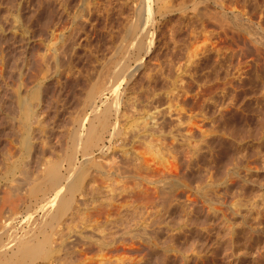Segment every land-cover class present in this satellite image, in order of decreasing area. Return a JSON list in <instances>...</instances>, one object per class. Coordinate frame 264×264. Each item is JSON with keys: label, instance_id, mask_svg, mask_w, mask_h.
I'll list each match as a JSON object with an SVG mask.
<instances>
[{"label": "rangeland", "instance_id": "1", "mask_svg": "<svg viewBox=\"0 0 264 264\" xmlns=\"http://www.w3.org/2000/svg\"><path fill=\"white\" fill-rule=\"evenodd\" d=\"M2 1L7 3L8 0L6 1L0 0V18H1V21H0L1 23L0 24L1 26L0 27V37H1L0 38L1 39L0 40V43H1L0 44V51H1L0 66L2 67V69L0 70V82L2 83V84L0 83V87H1L0 88L1 89L0 90V98H1L0 102H2V104L0 103V162H3L0 164V166H2L1 171L3 172L4 170L2 169L4 168L3 166L5 162L4 159L6 160L7 158L6 157L7 155L5 156L6 158L4 157V155L7 154V153L4 154V152H6L5 150H7L8 154L10 155L14 153L13 156H10V155L9 156L11 158H14L15 161L14 159L13 160L11 158L10 159L12 163L14 162L16 163L18 161V164H19V168L17 166L16 168L17 170L14 171L15 172L14 173L13 170L15 169L16 166L15 164L11 163L12 173L10 172L9 173L10 175L8 177L0 180V221L3 223L2 224L0 222L1 223L0 224V234L2 233L1 234L2 236L0 235V237L5 238L3 240L6 241V238L8 239L10 232L13 228L17 229L21 223L25 224V225L23 224L24 227L27 226L26 225L27 220H28L27 218L29 216L31 217L33 213H36L33 215L36 217V220H38L40 217L44 215V210H41L40 208H38L39 205L37 204V201H39L46 194H48L47 196L51 197V199H52V196L54 197L55 191L54 192L49 191L48 193L47 188L45 187L44 191H47V192H44V193L41 192L40 194L39 192H35L37 190V189L35 190V188L38 184L42 183V181L43 182L45 181L46 179L45 174H47L46 173L47 169H49L51 165H55L60 161L54 149L59 144L64 142L62 140L68 137V135L70 134L69 132H72L76 127V123L74 124V120H72L75 114H72V113H74V111L77 109L76 103L78 102L77 101L78 98H80L81 96L80 95L81 92L85 91L84 89H86L88 86V85L86 86V84H89V82L92 79V74H93L92 71L94 68L93 66H95L96 64L94 62L95 61L94 59L98 54L106 50L111 39L115 36L116 33H118L117 30L119 31V29L121 28L125 20L124 18H126L125 16H127L129 12L128 8H130L134 0H101V1L100 0H80L79 9L76 11V13L73 15L71 19L69 18L65 19L62 16V13H60L62 12L63 8L67 5V3L70 2V0H36V1L35 0H26V1L25 0H19V1L11 0L10 1L9 0L10 3L12 2L10 5H12L13 2L15 4L13 5L12 9L16 8L17 10V11L10 10V13L14 14L18 18L17 26L9 25L10 21L6 19L3 20L4 17H6L4 16L5 14L4 8L6 5L4 2L3 4ZM154 1L155 2L153 6V13L155 16V21L153 22L154 24L155 23L156 24H155V29H153V28H150L151 23L153 22L152 21L149 22V28L151 31L156 30V34H157L156 38L153 39L151 47L149 48L148 54L142 55L141 60H140L141 64H140V67L137 73H133V72L131 73L132 75H130V78L126 79L127 81L124 83L123 88H126L127 90V92L125 93V96L130 94L129 96H126V97H129V98L131 97V99L133 100L131 101L136 103L134 107V109L136 110L134 109L133 110L135 112L138 110L137 113L138 112L140 113L142 118L139 117L141 119H139L138 121L142 124V126L149 125L148 128H150V126L151 128L154 126L153 128L157 130V125H158L157 123H159L160 121L162 123H159L158 130L162 128L161 131H163L164 133H162L161 135H153L154 139L157 138L155 139L157 141L154 142V139H152L153 142L152 143L150 142L153 145L157 144L160 138V142L156 145L157 148L154 147L157 150L156 149L152 150L150 148L149 142L144 141L142 143L141 142L143 141L142 139L135 140L137 143L139 142L140 143L137 144L134 142L133 146L129 144L131 141H126L129 144L128 147H125V148L121 147V142H120L121 140L119 138H117V140L113 138L114 135L113 137L110 136L111 135L110 132L114 130L112 126L110 127V131L106 132L107 136L106 134H104L103 142H100L101 148L102 146L104 148V153H101L98 148L93 149L94 159L96 160L98 165L107 166L108 162H110V164L112 163L111 167H109V170L112 173L113 167H116V168L122 167V166L125 167L126 165L125 159L127 160V158L130 159L136 156L137 157L139 156L141 158V156L143 157V155L144 156L146 155L145 158L147 160L145 159V161L147 162L148 165L151 163L148 166L149 172H147L148 171L147 170L145 171V173L142 174V172L137 171V174L141 173L143 177H147V180H143L140 174L139 175L136 174V170L138 169L136 170L133 169L137 177L134 176L135 175L134 173H132L134 175L127 174L126 178L124 176H121V177L115 176L114 181H112L113 178L108 181H106V179L103 180L102 175L97 172H96V175H97L96 177L95 169L91 170L92 173L94 171L93 177L95 176V178L97 179L101 177V180L98 179L100 183L96 179L97 180L96 182H98V184H101V181L102 182L104 181V183L106 181V184L102 183V185L103 186L105 185L106 187L105 190L107 188L110 189V190L108 189L106 190L107 193L108 191L115 193L112 195L115 196V201H116L115 205L117 206V207L115 206V208H118L115 210L116 211L115 212V222L117 220L118 222H116L115 224V229L117 230H114L115 231V241H116L115 248L113 249L111 248V250H114V251L116 250V251L114 252L111 250H106L107 252L106 253L104 252L105 253L104 256H106V254L109 252V254H107V258L105 257L103 258V253L102 255H100V257H96L99 255L96 252H95L96 254L92 255L94 251L91 253H87L85 255L86 258H82V256L84 255L77 258L74 255H78V253L76 254V252L74 253V251L80 250V247H78V245L80 246L81 243L79 244L78 242L75 241L76 243H78V245H76L78 249L76 248V250L74 249L73 251H71V253L73 252L74 255L71 254L67 256L71 260L67 258L66 256L64 257V258H67V261H64V264H85V261L87 262L89 261L90 263L89 262L88 263L91 264L90 260H93L92 262H94V264H97L98 262L99 264H101L102 262L104 264H108V262H110L109 264L111 263L121 264L125 262H126L125 264H138V263L139 264H228V262L225 263V258L223 255L224 253H223V250H221L222 244L221 242H217L218 241L217 238H219V236L217 235L210 236V233L205 231L207 230L206 228L209 225L207 224L209 222L208 220L210 218L213 219V221L215 220L214 218H212L213 211L216 209L220 210V212L217 215L219 220H221L223 217L224 218L228 217V219L232 217L233 218L236 217L235 220L237 219V223H239L238 225H240L239 227H242L244 229V233H247V228H249V225L252 223V221H250L251 218L250 216H248L247 212H249V210L256 211V208H253L254 205H260V207L263 206L262 209L264 208V204H263L264 203V93H263L264 92V46H263L264 39L261 40L260 38V41L257 40L258 42H256L255 40L258 39L257 34H256L257 38L256 37L254 38L255 32H258V33L262 32L261 35L264 36V0H262L263 3H261L260 9L255 7L258 10L254 9V6H253V4L256 6V3L254 2L251 3L252 8L250 6L249 11H248V12L253 11L252 14L249 13V16L251 14L250 19H252L250 20V22L246 21V19L245 20L242 19V18H247V16L244 15L245 13L242 12V11L247 12L246 8L243 7L242 0H241L242 2H237L238 0L237 1L235 0L236 3L234 2V0L232 1L225 0L224 5L226 9H223V10L220 6H217L213 0H208V1L206 0H162L161 5L163 6L165 5V7L162 6V10L158 9L159 7L158 5H156L157 2L156 0ZM199 2L200 3L203 2L202 3L203 5L202 4L199 5L200 4ZM227 2L229 3V5ZM106 5H109V6H107L108 8L104 9ZM25 6H27V8ZM200 7L203 8V11L205 13L206 11L208 13L207 15L209 17V20L207 21V23H209L211 17L213 19L211 18L210 24L207 26L208 28L206 27V29L204 30L205 32L203 31L205 34L202 33V35L197 41H193L195 45H193L192 43L193 47L192 46L189 47V50L193 49L192 53H189L191 51H188V53H186L185 59L181 60V62L179 63L177 62L175 65L174 64L171 65L169 62L170 61L169 59L171 58L172 52L171 53L169 52L170 50L173 51V49L176 48L174 47L175 44L177 45L180 44L183 46L188 44V41H190V36H189L190 32L195 24V15L197 14V10ZM100 9L101 10L104 9L102 10V13L103 11L105 12L104 15L101 13ZM211 10L213 11L211 12ZM8 11L9 10H6V13ZM97 11L98 12L100 11V13H97ZM159 11L161 12V14ZM219 11H220V15L223 14L226 16V17L224 16L226 19L222 17L223 15L222 16L219 15L220 17L217 15ZM213 12H216L217 14L216 13L213 14ZM95 13L99 16L98 21L100 22V24L102 23L101 25L99 24L100 29L98 28L99 30H96L97 33L94 31L92 24H90L89 22L90 21L89 19L92 15L94 18L96 17ZM225 13L228 15V17ZM24 15L26 19L25 17H23ZM28 15L30 18L28 17ZM235 16L240 17L242 19L241 21H245V25L251 24L250 26L251 28L254 29L255 32L253 31L251 36L248 33H246L247 34L246 35L242 31V28H241V25H242L241 23H244V22L235 24V22L237 21V19H235ZM102 17H103V20H102ZM107 17L109 19H107ZM218 18L220 19L223 18L221 19L223 21L219 19V21H221L219 23ZM5 23H7L8 26ZM221 24L223 25L221 26ZM228 24L230 25V27ZM25 25L26 27L24 28ZM10 26L12 27L10 28ZM18 27L21 28V30ZM30 27H31V30L29 29ZM225 28L227 29L226 31H225ZM15 29L16 30L18 29L19 32L14 31ZM224 31L227 33V35H224L225 34ZM51 32H54V34L57 37L55 46H59L60 43L64 44V41H65L67 42L65 43L66 46L68 44L71 50L75 49L74 51L77 52V55L75 54L74 51L70 52L69 51L70 48H68L67 46V48L69 49L68 54L66 51L65 55H63L65 57L67 54V57H65L67 60L72 59V66H71L72 74L71 75L69 74V77H67L68 75L66 73H64V75L62 73L59 74L60 72H63L62 70H64V68L62 69V67L61 69L58 70V73L56 72L55 68H46L48 69V71L44 70L45 73L42 72L38 74L37 72L39 70V67L45 65L46 63L48 64L49 60L51 61L50 63L54 64V60L52 59L55 54L54 51L53 50L47 51V45H48L47 39L49 35L51 34ZM87 32L89 33L87 34ZM10 34H11V37H10ZM46 34L47 36H45ZM86 34L89 35L90 37L89 40H87V37H85ZM218 34L220 35V38H216L218 37ZM19 36H21L20 37L21 39L19 38ZM211 36L212 37L216 36V37L212 38ZM2 37L4 40H6V43L5 41L3 42ZM170 37L172 39H170ZM44 38H46V41ZM210 38H212L214 41L216 40V43L214 42V45H212V48L215 46L214 48L222 50L221 52L222 54L224 52L223 54L224 56L227 53V51H225L227 49H229L228 53H231L230 54L231 56L233 54L232 57L230 56L231 58H228L229 56L226 58L227 60L230 59L228 60L229 62H227L226 59H223V61L220 62L221 64H219L220 57H217L215 50H212L210 52L207 50L208 52L204 53V50L206 49V47L205 49H202V48H204L205 44L206 46L208 45V43H205V42L208 41V39ZM185 39L187 40V42H185L186 41ZM212 39L211 41H213ZM86 40L88 43L85 42ZM261 42L263 44H261ZM72 43L75 45H73ZM209 48L211 47H208V49ZM201 49L204 54L202 53ZM260 49H262L263 51L261 50L259 53ZM165 51L166 52L169 51V52L166 53ZM69 53H72L74 56L72 54H70L69 56ZM6 54H7V58H5ZM189 55H191L192 57H190ZM30 56L32 57V59ZM47 56H49L51 59ZM187 56L190 57V59H188ZM33 57L35 59H33ZM200 57L202 58L203 61L201 60V62H197L198 60L201 59ZM19 60H21V62ZM45 60H46V63H45ZM32 61L34 65L32 64ZM187 61H190V62H187ZM195 61L196 63H194ZM186 63H188L187 64L188 66H186ZM198 63L199 64L201 63L200 66ZM242 63H245V64H242ZM196 64L198 65L199 68L197 67ZM240 64H242V66H240V68L242 67V70L248 72V69H249L250 72L246 73V76L244 74L243 77L240 76V78H238L239 74L236 68L237 66L239 67ZM35 66L38 69H36ZM171 66H172V69H171ZM179 66L180 67L183 66L182 69H180V71H179ZM5 67H6V70H5ZM8 67H9V70H7ZM165 67L169 68L168 69L169 71L167 70V68L165 70ZM12 68L13 69L15 68L16 70H13ZM28 69L31 71H29ZM226 69L229 71L228 73L225 71ZM2 70L4 73L2 72ZM11 72L14 74H12ZM18 73H20V75ZM169 73L170 75H168ZM229 74H232V75L230 76ZM15 75H18V76L15 77ZM182 77H183V80L181 79ZM175 78L179 80L178 82L179 84L177 83V80ZM175 80H176L177 85L175 83ZM21 81H23V83ZM173 81L178 89H181L182 87H184L180 90L182 91V93L176 88L177 90L175 89L173 91L174 92L173 94H175L176 91L180 92L178 93L179 98L176 94L174 96H177V98L176 97L171 98L170 95H169L170 98H166L165 95L167 91H165L166 90L165 88L167 85L170 84V83L167 84L166 82L173 83ZM16 85L17 87L15 88ZM18 85L24 86V87L23 86L21 87L20 96L22 98V101L26 103L27 106L29 105L30 108L32 107L31 111L33 113L31 114V116L35 115L31 117V120L28 122L29 124L27 123V134L30 135V137L28 140V147L26 150H21L17 147L18 146L17 144H10L8 142L11 140V138L9 137L10 136L9 132L11 133L9 126H11L13 123H16L19 118L24 117V112L22 113L19 106L18 105L16 106L17 102H16V99H14L15 98L14 95L16 94L15 93L11 94L12 92L18 89L19 87ZM163 85H166V86H163ZM154 87H156V89H154ZM160 87H162V89ZM163 87H164V90H163ZM123 88H122V91H123ZM150 90H152L151 91L152 94L149 92ZM154 90H156V92ZM153 91L155 92L154 94H153ZM34 92L39 93V96H37V98L38 97L39 98L38 99L36 98L38 101L34 99L35 97ZM179 94L182 95V97ZM137 95H138V98H137ZM159 95H160V98L162 97L163 98L165 97V98L164 99L162 98L163 99L162 100L159 98ZM110 96L111 95L108 94L107 99H111L112 97ZM156 97L159 98L160 100L157 101ZM133 98L134 99L136 98V99L134 100ZM184 98H187V99L185 100ZM210 98L212 99L210 100ZM179 99H181L180 100L181 102L179 101ZM182 100L185 103L182 102ZM171 101L174 102L175 104L173 105ZM148 103L149 104L151 103V104L149 105ZM167 103L169 104L167 105ZM24 106L26 105L24 104ZM175 114H177L179 117ZM36 119L41 122V126L43 125L42 127L39 124L40 122L37 121ZM151 119H154L153 121L155 122H153ZM145 120H148V121H145ZM35 121H37L38 124L37 122L35 124ZM189 131H190V133H188L189 135L187 134L186 136L185 135L186 132H189ZM182 132H184L182 134L183 136L181 135ZM178 135H181L179 139L178 140L174 139L175 138L174 136H178ZM191 136L194 138H192ZM125 137L123 136V138ZM181 137H182L181 140L185 139V141H180ZM186 137H188V139ZM163 142L167 143L168 145L167 147L169 148L166 147L165 149L166 145H164ZM117 144H120V145H117ZM170 144L171 146H169ZM132 147L134 149H132ZM7 148L8 149L10 148V149L8 150ZM27 151L29 153L28 157L29 156L30 157L24 158L25 155L27 156V153H26ZM124 151H126L128 154L126 155ZM19 152L20 154H18ZM18 156L20 158H18L16 161V158ZM129 156H132V157H129ZM174 157L176 158L173 159ZM25 159H27L29 163H27L26 162L27 160ZM142 159L144 160V157ZM148 160L151 162H149ZM122 161L125 163V165L122 164L123 163ZM24 162H26L28 165L25 164ZM22 163H24L23 165L26 166V167L24 166L26 169L25 168L23 169L26 170L27 175H25L24 172H22L23 171L22 166H21ZM41 163L43 164L44 167L42 166ZM30 164L31 166H29ZM37 165H39V167ZM63 165H64V168L62 170L65 172V169L68 166L65 165V163H63ZM80 165L81 164H79V167L81 168ZM158 165H159V168H158ZM45 166L46 167L48 166V168L46 169ZM80 168H78V170ZM128 168H131V167L128 166ZM18 169H20V172ZM42 170H43V173H42ZM43 176L44 178H42ZM15 180H16V183H15ZM39 180L41 182H38ZM17 181L19 183H22V182L23 183L19 184ZM36 182L38 183L36 184ZM18 185L19 186L21 185V186L18 187ZM33 185L35 186L34 189H33L34 187ZM30 191H33V192L30 193ZM132 193H135V194H132ZM31 194H34V195L31 196ZM77 194L78 193L75 194V197L76 199L77 198L79 199L80 194L78 195ZM36 195L39 196L38 199H36L37 198ZM108 195L110 196L111 194L108 193ZM141 195H145V196H141ZM33 200L35 201V204H33L34 203ZM258 200H259V203H257ZM127 201L129 203H127ZM59 202L60 201L57 202L58 206L60 205ZM261 204L263 205L261 206ZM54 207L56 206L54 205L53 200H51L48 206L49 208L48 210H53L54 213H57V210L55 211ZM235 210L238 212H236ZM29 211H30V214H29ZM261 211L262 213L264 212L263 210ZM118 212H120V215ZM143 212L144 214L142 215ZM245 216L247 217L248 220L246 219ZM25 217L26 219H24ZM39 220L38 222L39 224H41L42 222L41 218ZM9 222L12 226L9 224ZM216 222H217L216 224H218L219 221H216ZM14 223L16 224V226ZM117 224L119 226H117ZM38 225L36 226L33 225V227L30 229V232L32 230H34L36 233L39 232L38 234L41 237L42 233H40ZM129 226L131 228H129ZM5 228H6V232L4 231ZM7 228L9 229L8 231H7ZM197 229H203V232L199 233V230ZM34 231L32 232V234L39 236ZM108 232L106 230L105 233H108ZM4 233H7V234L5 235ZM50 233L52 234V231L47 230L45 233H43L42 239L44 236L45 237L50 236ZM3 235H5L6 237ZM71 239L75 240V236L74 237L72 236ZM262 240L263 241L261 245L263 247L264 246L263 245L264 236ZM77 241H79V238L77 239ZM200 245H202L201 246L202 248L201 256L202 257L200 258V259L203 258L202 260L198 258L197 250H196L199 248ZM215 248H218L219 251L215 250ZM9 249L5 247V250L8 251L7 256H9V253L11 252ZM212 249L215 250V253H213L215 254L214 255L215 260L213 259L214 256L212 252L214 250L212 251ZM216 252L219 255H217ZM89 254L91 255L89 256ZM80 259H83L81 260L82 262L80 261ZM102 259L103 261H101ZM111 259L112 260L114 259L115 263L113 262L114 260L111 261ZM68 260L70 261V263H67L69 262ZM5 264H10V262H7ZM35 264H38V262H35ZM41 264H46V263H41ZM242 264H255L253 255L250 254L246 258H242Z\"/></svg>", "mask_w": 264, "mask_h": 264}, {"label": "bare ground", "instance_id": "2", "mask_svg": "<svg viewBox=\"0 0 264 264\" xmlns=\"http://www.w3.org/2000/svg\"><path fill=\"white\" fill-rule=\"evenodd\" d=\"M6 1V0H5ZM11 1V0H10ZM10 1L8 0L7 3H5L4 1H2V3L4 2L5 3V14L4 16V19L3 20H8L10 21V24L9 25H13V26H17V21H18V18L10 13V10L12 11H15L16 8L12 9L13 8V4L10 5ZM19 1V0H18ZM26 1V0H25ZM36 1V0H35ZM101 1V0H100ZM161 1L162 0H156L157 4L158 5V9L159 10H162V6L161 5ZM208 1V0H206ZM205 1V3H206ZM214 3L217 5V6H220L223 9H226L225 5H224V1L225 0H213ZM212 1V3H213ZM232 1V0H231ZM237 1V0H236ZM236 1L234 0V2L236 3ZM243 1V7L246 8L247 12L245 11H242L243 13H245L244 15L247 16V18H242L240 15V17L248 22H250V19L251 17V14H252V9L251 11L252 12H248L249 11V8L251 6L252 8V5L251 3H256V6L253 4L254 6V9L256 8H259L260 9V6H261V3L262 0H242ZM241 0L237 1V2H242ZM31 2V1H29ZM34 2V1H33ZM154 0H134V2L131 4L130 8L129 9V12L127 14V16H125L126 18H124V22L121 26V28L119 29V31L117 30L118 33L115 34V36L111 39L108 47L106 48V50H104V52H101L100 54H98L96 57H95V66H93V74H92V79L91 81L89 82V84H86L87 88L84 89L85 91H82L81 92V96L80 98H78V102L76 103L77 104V109L74 111V113L72 114H75L72 118V120H74V124L76 123V127L75 129L72 131V132H69L70 134L68 135V137L64 138L62 141L61 144H59L57 147H55L54 151L56 152V154L58 155V158L60 159V161L55 164V165H48L50 166L49 169L48 166L46 167L47 169V174H45V181L40 184H38L35 188V186L33 187V189L35 188V192H39L41 194L44 193V192H47L49 193V191H55L54 192V197L52 196V199L51 197L47 196L48 194L44 195L39 201H37V204L39 205L38 208H40L41 210H44V215L41 218L42 222L41 224H39L38 220H36V217L33 216L34 214L36 213H33L31 215V217L29 216L27 219V226H23V224L19 223L20 225L18 226V231L17 229L13 228L10 232V235L8 237V239L6 238V241H4L3 239L5 238H1L0 237V264H5L7 262H10V264H35V262H38V264H41V263H46V264H64V261H67V257L68 255H71L73 254V252L71 253V251H73L74 249L76 250V248L78 249V247H80V250H77V251H74V253L76 252V254L78 253V255H74L75 257H81L82 255H86L87 253H91L94 251L93 254H96L98 253L96 257H100V255H102L103 253V258H107V254H109V252L106 254V256H104V254L107 252L106 250H111V248H115V231L114 230H117L115 229V224L116 222H118V220L115 222V210L118 209V208H115V196L112 195V194H115V193H112L111 191L108 193H110L111 195L109 196L108 193H107V189L105 190V185L103 186V184H106V181L108 180H111L113 178L112 181H114L115 179V176H124L125 178L127 177V174L130 175L132 173L135 174V172L133 171L136 170V174H137V171L139 172H142L145 173V171H147L149 169V165L151 164H147V162L145 161V156L143 155L144 157V160L142 159L143 157L141 156V158L138 156L136 157H133V158H130L127 160L125 159V163L127 165H125V163L123 162L122 164L125 165V167H113L112 169V173L110 172L109 170V167H111V164L110 162H108L107 166H102V165H98V163L96 162V160L94 159V155H93V149L95 148H98L99 151L101 153H104V148L102 146H100V142H103V138H104V134H106L107 136V133L106 132H109L110 131V127L112 126L113 127V131L110 132V136L114 137L116 140L117 138H119L121 141V147L125 148V147H128L129 144H131L132 146L134 145V142L137 143L135 140H143L141 141L142 143L144 141L146 142H153L152 139H154V136L153 135H161L162 133H164L163 131H161L162 128H160L158 130V125L159 123H162L160 122L159 120V123H156L158 124L157 125V130L155 128H148L149 125H145V126H142V124L138 121L139 119H141V115L140 113L138 114L137 111L135 112L134 110V107H135V104L134 102H132L133 100L131 99V97H126V96H129V95H126L125 96V93L127 92L126 88H123V85L124 83L127 81L126 79L127 78H130V75H132L131 73H137L139 67H140V60H141V57L143 54H148V51H149V48L151 47V44H152V41L153 39L156 38V30H153L151 31L150 28H153L155 29V24L153 21H155V16H154V13H153V6H154ZM167 2V1H166ZM230 2V1H229ZM3 3V4H4ZM200 3V2H199ZM197 3V4H199ZM203 3V2H202ZM202 3H200L199 5H201ZM228 3V2H227ZM35 4V3H34ZM101 4V3H100ZM10 5V6H9ZM26 5V4H25ZM38 5V4H37ZM36 5V6H37ZM41 5V4H40ZM65 5V4H64ZM155 5V6H156ZM168 5V4H167ZM203 5V4H202ZM205 5V4H204ZM213 5V4H212ZM229 5V3H228ZM227 5V6H228ZM4 6V5H3ZM2 6V7H3ZM79 6H80V0H70V2L67 3V5L63 8L62 12V16L65 18V19H71L73 17V15L76 13V11L79 9ZM107 6L109 5H106L104 7V9L108 8ZM111 6V5H110ZM16 7V6H14ZM27 8V6H25ZM101 7V6H100ZM102 7V8H103ZM165 7V5L163 6ZM171 7V6H169ZM202 7V6H201ZM199 8L197 10V14L195 15V24L190 32V41H188V44H186L185 46L183 45H177L175 44L174 47H176L175 49H173V51L170 50L167 51L169 53H171V58L169 59L170 61V64L171 65H175L177 62H181V60L185 59V56H186V53H188V51H191L189 53H192V50H189V47L192 46V43L193 45L194 42L193 41H197L200 36L202 35V33H204L206 27L210 24V21H211V18H210V21L209 23H207V21L209 20V17H208V13L206 11V13L203 11V8ZM205 7V6H204ZM207 7V5H206ZM205 7V8H206ZM232 7V6H231ZM256 7V8H255ZM111 8V7H109ZM167 8V7H166ZM93 9V7H92ZM98 9V8H97ZM102 9V10H104ZM155 9V8H154ZM165 9V8H164ZM173 9V7H172ZM208 9V8H207ZM211 9V8H210ZM229 9V8H228ZM243 9V8H242ZM6 10H9L7 13H6ZM101 10V9H100ZM102 10H101V13H102ZM109 10V9H108ZM107 10V11H108ZM168 10V9H167ZM205 10V9H204ZM214 10V9H213ZM211 10V12L213 11ZM240 10V9H239ZM258 10V9H256ZM17 11V10H16ZM26 11V10H25ZM113 11V10H112ZM217 11V10H216ZM255 11V10H254ZM262 11V10H261ZM3 12V10H2ZM19 12V11H18ZM160 12V11H159ZM218 12V11H217ZM223 12V11H222ZM241 12V13H242ZM29 13V12H28ZM97 13H100V11ZM104 11H103V15H104ZM109 13V12H108ZM107 13V14H108ZM216 13V12H213V14ZM224 13V12H223ZM242 13V14H243ZM249 13L250 16H249ZM257 13V12H256ZM35 14V13H34ZM80 14V13H79ZM91 14V13H90ZM96 14V13H95ZM161 14V12H160ZM210 14V12H209ZM217 14V13H216ZM226 14V13H225ZM33 15V14H32ZM78 15V14H77ZM100 15V14H99ZM218 16L220 15V11L219 13L217 14ZM223 15V14H222ZM220 15V16H222ZM227 15V14H226ZM90 16V15H89ZM95 16V15H94ZM102 16V15H101ZM213 16V15H212ZM217 16V17H218ZM219 16V17H220ZM225 15H223L222 17H224ZM253 16V15H252ZM25 17V15L23 16ZM29 17V15H28ZM86 17V16H85ZM226 17V16H225ZM224 17V18H225ZM228 17V15H227ZM240 17H237L235 16V19H237V21L235 22L236 23H240V22H244V23H241V28H242V31L246 34H252V32L254 31L253 28H251V24L249 25H245V21H241L242 19ZM244 17V16H243ZM30 18V17H29ZM98 18L99 16L96 14V17L94 18L93 15L90 17V24H92L93 26V29L94 31L96 32V30H99V24L100 22L98 21ZM233 18V17H232ZM253 18V17H252ZM22 19V18H21ZM26 19V17H25ZM101 19V17H100ZM105 19V18H104ZM107 19H109L107 17ZM213 19V18H212ZM216 19V18H215ZM220 18H218V21H219ZM223 19V18H221ZM220 19V20H221ZM226 19V18H225ZM224 19V21H225ZM30 20V19H29ZM102 20H103V17H102ZM231 20V19H230ZM229 20V21H230ZM0 21H1V18H0ZM23 21V20H22ZM27 21V20H26ZM36 21V20H35ZM65 21V20H64ZM72 21V20H71ZM111 21V20H110ZM153 22L151 23V26L149 28V22ZM217 21V23H218ZM223 21V20H221ZM219 21V23L221 22ZM228 21V20H227ZM259 21V20H258ZM262 21V20H261ZM5 22V21H4ZM3 22V23H4ZM7 22V21H6ZM30 22V21H29ZM86 22V21H85ZM99 22V23H98ZM159 22V21H158ZM8 23V22H7ZM5 23V24H7ZM23 23V22H22ZM26 23V22H25ZM24 23V24H25ZM98 23V24H97ZM253 23V22H252ZM1 24V23H0ZM20 24V23H18ZM23 24V25H24ZM29 24V23H28ZM82 24V23H81ZM102 24V23H101ZM100 24V25H101ZM106 24V22H105ZM104 24V25H105ZM181 24V23H180ZM213 24V22H212ZM216 24V23H215ZM227 24V23H226ZM27 25V24H26ZM26 25L24 26V28L26 27ZM223 24H221L222 26ZM225 25V24H224ZM229 25V24H228ZM3 26V25H2ZM5 26V25H4ZM8 26V24H7ZM19 26V25H18ZM57 26V24H56ZM91 26V28H92ZM119 26V27H120ZM213 26V25H212ZM226 26V25H225ZM1 27V26H0ZM12 26H10L11 28ZM103 27V25H102ZM230 27V25H229ZM233 27V26H232ZM235 27V26H234ZM238 27V26H237ZM240 27V25H239ZM9 28V27H8ZM19 28V27H18ZM23 28V30H24ZM99 28V29H98ZM160 28V27H159ZM173 28V26H172ZM208 28V27H207ZM212 28V27H210ZM217 28V26H216ZM223 28V27H222ZM255 28V27H254ZM7 29V28H6ZM21 30V28H19ZM31 30V27L29 28ZM233 29V28H232ZM13 30V29H12ZM22 30V32H23ZM90 30V29H89ZM160 30V29H159ZM178 30V29H177ZM208 30V29H207ZM215 30V29H214ZM217 30V29H216ZM219 30V29H218ZM227 29L225 28V31ZM256 30V29H255ZM14 31H18L19 30L15 29ZM33 31V30H32ZM175 31V30H174ZM204 31V32H203ZM224 31V35H227V33ZM21 32V31H20ZM55 32V31H54ZM54 32H51V34L49 35L48 39H47V42H48V45H47V51H54V56H53V60H54V64L53 63H50L51 61L49 60V63L47 64L46 63V60H45V65L43 66H40L39 67V70L37 71L38 74L44 72L48 69L46 68H55L56 72L58 73V70L64 68V70H62L63 72H60L59 74H63L66 73L69 77V74L71 75L72 74V59H66L65 57H67V54H68V48H70L68 46H66L65 42L64 41V44L60 43L59 46H55V43L57 41V37L56 35L54 34ZM57 32V31H56ZM72 32V31H71ZM173 32V31H172ZM228 32V31H227ZM255 32V31H254ZM89 32H87L88 34ZM97 33V32H96ZM207 33V32H206ZM222 33V32H221ZM232 33V31H231ZM262 32H255V36L254 38L256 37V34L258 35V39H254L256 42H258L257 40L260 41V38L261 40L264 39V36L261 35ZM14 34V33H13ZM28 34V32H27ZM71 34V33H70ZM69 34V35H70ZM85 37H87V40L90 39L89 35H87ZM205 34V33H204ZM203 34V35H204ZM208 34V33H207ZM3 35V34H2ZM1 35V36H2ZM41 35V34H40ZM80 35V34H79ZM91 35V34H90ZM163 35V34H162ZM166 35V34H165ZM215 35V34H214ZM217 35V34H216ZM247 35V34H246ZM47 36V34L45 35ZM44 36V37H45ZM84 36V35H83ZM95 36V35H94ZM206 36V35H205ZM209 36V35H207ZM213 36V34H212ZM211 36V37H212ZM260 36V37H259ZM10 37H11V34H10ZM9 37V38H10ZM21 36H19L20 38ZM69 37V36H68ZM216 37V36H215ZM215 37H212V38H215ZM1 38V37H0ZM18 38V39H19ZM83 38V37H82ZM208 38V37H207ZM212 38L208 39V41H206L205 43H208V47H211L208 49V47L204 46V48L202 49H206L204 50V53L205 52H210L212 50H215L216 51V54H217V57H220V60H219V64H221L220 62L223 61V59H226L228 56V58H231L233 56L230 55L231 53H228V50H225L227 51L226 55L224 56V52L222 54V50H219V49H216V48H212V45H214V42L216 43V40L214 41ZM216 38H220V35L218 34V37ZM222 38V37H221ZM235 38V37H234ZM257 38V37H256ZM3 39V37H2ZM11 39V38H10ZM21 39V38H20ZM45 41H46V38H44ZM75 39V38H74ZM160 39V38H159ZM170 39H172L170 37ZM211 39L213 41H211ZM226 39V38H225ZM224 39V40H225ZM232 39V38H231ZM251 39V38H250ZM253 39V38H252ZM1 40V39H0ZM87 40L85 42H87ZM186 40V39H185ZM220 40V39H219ZM5 41L6 43V40L3 39V42ZM17 41V40H16ZM24 41V40H23ZM20 42V41H19ZM18 42V43H19ZM27 42V41H26ZM76 42V41H75ZM90 42V41H89ZM187 42V40L185 41ZM218 42V41H217ZM228 42V41H226ZM22 43V42H21ZM42 43V42H41ZM78 43V42H77ZM88 43V42H87ZM86 43V44H87ZM264 43V42H263ZM261 42V44H263ZM1 44V43H0ZM25 44V43H24ZM73 44V43H72ZM182 44V43H181ZM40 45V44H39ZM42 45V44H41ZM54 45V46H53ZM70 45V44H69ZM75 45V44H73ZM81 45V44H80ZM88 45V44H87ZM177 45V46H176ZM66 46V47H65ZM72 46V45H71ZM218 46V45H217ZM226 46V45H225ZM264 46V45H263ZM159 47V46H158ZM167 47V46H165ZM193 47V46H192ZM7 48V47H6ZM24 48V47H23ZM46 48V47H44ZM173 48V47H172ZM171 48V49H172ZM195 48V47H194ZM224 48V47H223ZM230 48V47H228ZM5 49V48H4ZM67 49V50H66ZM77 49V48H76ZM201 49V51H202ZM240 49V48H239ZM242 49V48H241ZM7 50V49H6ZM42 50V49H41ZM75 49L71 50L70 48V52L71 51H74ZM169 50V49H168ZM196 50V49H195ZM208 50V51H207ZM219 50V51H218ZM262 49L259 50V53ZM46 51V50H45ZM67 51V54L66 56L64 57L63 55H65ZM158 51V50H157ZM263 51V50H262ZM5 52V50H4ZM26 52V51H25ZM43 52V51H42ZM75 52V51H74ZM73 52V54H74ZM166 52V51H165ZM166 52V53H167ZM195 52V51H194ZM232 52V50H231ZM7 53V51H6ZM40 53V51H39ZM165 53V54H166ZM168 53V54H169ZM203 53V51H202ZM203 53V54H204ZM212 53V52H211ZM210 53V54H211ZM0 54H1V51H0ZM22 54V53H21ZM47 54V53H46ZM70 54L72 53H69V56ZM72 54V55H73ZM75 54L77 55V52H75ZM150 54V53H149ZM160 54V53H159ZM201 54V53H200ZM262 54V53H261ZM75 55V56H76ZM153 55V54H152ZM164 55V54H163ZM192 55V54H191ZM191 55H189L190 57H192ZM9 56V55H8ZM41 56V55H40ZM52 56V55H51ZM68 56V58H69ZM74 56V55H73ZM170 56V55H169ZM231 56V57H230ZM261 56V55H260ZM263 56V55H262ZM24 57V56H23ZM22 57V58H23ZM31 57V56H30ZM49 57V56H47ZM72 57V56H71ZM155 57V56H154ZM164 57V56H163ZM188 57V56H187ZM190 57H188V59H190ZM257 57V56H256ZM4 58V57H3ZM7 58V54H6V57ZM50 58V57H49ZM167 58V57H166ZM201 58V57H200ZM205 58V57H203ZM32 59V57H31ZM33 59H35L33 57ZM51 59V58H50ZM143 59V58H142ZM158 59V58H157ZM193 59V58H192ZM209 59V58H207ZM238 59V58H237ZM1 60V59H0ZM8 60V59H7ZM30 60V59H29ZM38 60V59H37ZM159 60V59H158ZM161 60V59H160ZM187 60V59H186ZM196 60V59H195ZM198 60V59H197ZM202 58L200 60H198L197 62H201ZM205 60V59H204ZM227 60V59H226ZM230 60V59H228ZM227 60V62H229ZM4 61V60H3ZM9 61V60H8ZM21 62V60H19ZM42 61V59H41ZM48 61V60H47ZM203 61V60H202ZM1 62V61H0ZM5 62V61H4ZM3 62V63H4ZM38 62V61H37ZM53 62V61H52ZM187 62H190V61H187ZM256 62V61H255ZM262 62V61H261ZM36 63V62H35ZM168 63V62H167ZM183 63V62H182ZM196 63V61L194 62ZM207 63V62H206ZM241 63V62H240ZM257 63V62H256ZM32 64L34 65L33 61H32ZM188 63H186V66ZM193 64V63H192ZM199 64V63H198ZM201 64V63H200ZM199 64V66H200ZM203 64V63H202ZM229 64V63H227ZM242 64H245V63H242ZM242 64L239 65V67L237 66V71H238V74H239V77L240 76H246V73L250 72L249 69H248V72L247 71H244L242 70V67L240 68V66H242ZM254 64V63H253ZM6 65V63H5ZM12 65V64H11ZM16 65V63H15ZM30 65V63H29ZM28 65V67H29ZM39 65V64H37ZM180 65V64H179ZM197 65V64H196ZM216 65V64H215ZM225 65V64H224ZM231 65V64H230ZM261 65V64H260ZM3 66V65H2ZM22 66V65H20ZM208 66V65H207ZM210 66V65H209ZM246 66V65H245ZM253 66V65H252ZM7 67V66H6ZM6 67H5V70H6ZM14 67V66H13ZM25 67V66H24ZM33 67V66H32ZM169 67V66H168ZM183 66H179V71L180 69H182ZM198 67V65H197ZM196 67V68H197ZM211 67V66H210ZM249 67V66H247ZM18 68V67H16ZM36 68V66H35ZM161 68V67H160ZM167 67H165V70H166ZM174 68V67H173ZM177 68V67H175ZM199 68V67H198ZM228 68V66H227ZM260 68V67H259ZM258 68V69H259ZM2 69V67L0 66V70ZM13 69V68H12ZM38 69V68H36ZM145 69V68H144ZM151 69V68H150ZM164 69V68H163ZM169 68H167L168 70ZM171 69H172V66H171ZM188 69V68H187ZM201 69V68H200ZM234 69V68H233ZM244 69V67H243ZM9 70V67L8 69ZM13 70H16L15 68ZM29 70V69H28ZM45 70V71H44ZM51 70V69H50ZM174 70V69H173ZM198 70V69H197ZM218 70V69H217ZM31 71V70H29ZM54 71V70H53ZM169 71V70H168ZM172 71V70H170ZM189 71V70H188ZM195 71V70H194ZM219 71V70H218ZM227 73L229 72L227 69L225 70ZM236 71V70H235ZM257 71V70H256ZM259 71V70H258ZM3 72V70H2ZM14 72V71H12ZM11 72V73H12ZM25 72V71H24ZM23 72V73H24ZM35 72V71H34ZM148 72V71H147ZM158 72V71H157ZM253 72V71H252ZM255 72V71H254ZM4 73V72H3ZM185 73V72H184ZM232 73V72H230ZM262 73V72H261ZM260 73V74H261ZM14 74V73H12ZM20 75V73H18ZM49 74V73H48ZM58 74V75H59ZM173 74V73H172ZM171 74V75H172ZM175 74V73H174ZM192 74V73H191ZM263 74V73H262ZM11 75V74H10ZM23 75V74H22ZM134 75V74H133ZM164 75V74H163ZM170 75V73L168 74ZM230 76L232 74H229ZM228 75V76H229ZM257 75V74H256ZM4 76V75H3ZM18 76V75H15V77ZM41 76V75H39ZM45 76V75H44ZM61 76V75H60ZM173 76V75H172ZM238 76V75H236ZM38 77V76H37ZM159 77V76H158ZM171 77V76H170ZM187 77V76H186ZM250 77V76H249ZM260 77V76H259ZM173 78V77H172ZM5 79V78H4ZM24 79V78H23ZM153 79V78H152ZM159 79V78H158ZM177 80V78H175ZM179 79V78H178ZM183 80V77L181 78ZM180 79V81H181ZM217 79V78H216ZM248 79V77H247ZM12 80V79H11ZM16 80V78H15ZM36 80V79H34ZM172 80V79H171ZM176 80H175V83H176ZM240 80V79H239ZM28 81V80H27ZM26 81V82H27ZM60 81V80H59ZM63 81V80H62ZM66 81V80H65ZM148 81V80H147ZM154 81V80H153ZM157 81V80H156ZM164 81V80H163ZM168 81V80H167ZM257 81V80H256ZM16 82V81H14ZM23 83V81H21ZM64 82V81H63ZM155 82V81H154ZM179 82V80H177V83ZM229 82V81H228ZM227 82V83H228ZM232 82V81H231ZM1 83V82H0ZM25 83V81H24ZM164 83V82H163ZM169 85H167V84ZM165 84L167 85H163V86H166V95L165 97L166 98H171L173 97H176L178 96V93H182V91H180L181 89H178L173 81V83L171 82H166ZM207 83V82H206ZM210 83V82H209ZM2 84V83H1ZM150 84V83H149ZM179 84V83H178ZM181 84V83H180ZM230 84V83H229ZM9 85V84H8ZM11 85V84H10ZM66 85V84H64ZM151 85V84H150ZM155 85V84H154ZM183 85V84H182ZM186 85V84H185ZM188 85V84H187ZM232 85V84H231ZM239 85V84H238ZM19 86V85H18ZM23 86V85H22ZM21 85L18 87V89L16 90L15 88L17 87V85L15 86V90L14 92H12L11 94L15 93L16 95L14 99H16V106L18 105L21 112L23 113L24 112V117H21L18 119V121L16 123H13L10 127V130H11V133L9 132L10 134V138L11 140L8 141L10 144H17L18 148L21 149V150H26L27 147H28V140H29V137L30 135L27 134V123L31 120V117L35 116H31V114L33 113L31 111L32 107L30 108V106L26 103H24L22 101V98L20 96V91H21ZM30 86V84H29ZM28 86V87H29ZM159 86V85H158ZM210 86V85H209ZM208 86V87H209ZM219 86V85H218ZM24 87V86H23ZM64 87V86H63ZM129 87V86H128ZM145 87V86H144ZM1 88V87H0ZM4 88V87H3ZM9 88V87H8ZM32 88V87H31ZM66 88V87H65ZM122 88H123V91H122ZM140 88V87H139ZM162 89V87H160ZM159 88V90H160ZM178 89L180 92L176 91V95L177 96H174L175 94H173L174 90L175 89ZM187 88V87H186ZM190 88V87H189ZM5 89V88H4ZM64 89V88H63ZM133 89V88H132ZM146 89V88H145ZM151 89V88H150ZM154 89H156V87H154ZM176 89V90H177ZM218 89V88H217ZM1 90V89H0ZM13 90V89H12ZM62 90V89H61ZM60 90V91H61ZM136 90V89H135ZM134 90V91H135ZM163 90H164V87H163ZM185 90V89H184ZM183 90V92H184ZM189 90V89H188ZM226 90V89H225ZM11 91V90H10ZM9 91V93H10ZM25 91V90H24ZM36 91V90H35ZM65 91V90H63ZM152 90H150L149 92L151 93ZM156 92V90H154ZM153 91V94L155 93ZM187 91V90H186ZM191 91V90H190ZM209 91V90H208ZM215 91V90H213ZM5 92V91H4ZM133 92V91H132ZM248 92V91H247ZM3 93V92H2ZM143 93V92H142ZM145 93V92H144ZM212 93V92H210ZM214 93V92H213ZM227 93V92H226ZM235 93V92H234ZM264 93V92H263ZM35 94V95H34ZM34 99L37 100V96H39V93L38 92H34ZM38 94V95H36ZM60 94V92H59ZM111 95L110 97H112L111 99H107V96ZM133 94V93H132ZM149 94V93H148ZM152 94V93H151ZM257 94V93H256ZM170 95V96H169ZM180 95V94H179ZM185 95V94H184ZM156 96V95H155ZM162 96V94H161ZM182 97V95H180ZM209 96V95H208ZM11 97V96H10ZM147 97V96H146ZM152 97V96H151ZM164 97V98H165ZM187 97V96H186ZM233 97V96H232ZM231 97V98H232ZM37 98V99H36ZM77 98V97H76ZM127 98V99H126ZM137 98H138V95H137ZM149 98V96H148ZM157 98V97H156ZM159 98H160V95H159ZM157 98V101L162 99V98ZM163 98V99H164ZM179 98V96H178ZM263 98V97H262ZM1 99V98H0ZM3 99V97H2ZM10 99V98H9ZM12 99V98H11ZM33 99V100H34ZM44 99V98H43ZM134 99V98H133ZM136 99V98H135ZM134 99V100H135ZM141 99V98H140ZM145 99V98H144ZM162 99V100H163ZM182 99V98H181ZM179 99V101L181 100ZM185 100L187 98H184ZM212 98H210L211 100ZM229 99V98H228ZM132 100V101H131ZM147 100V99H146ZM149 100V99H148ZM154 100V99H153ZM166 100V99H165ZM171 100V99H169ZM175 100V99H174ZM191 100V99H190ZM230 100V99H229ZM38 101V100H37ZM145 101V100H144ZM173 101V100H172ZM171 101V102H172ZM188 101V100H187ZM228 101V100H227ZM54 102V101H53ZM56 102V101H55ZM76 102V101H75ZM154 102V101H153ZM162 102V101H161ZM160 102V103H161ZM177 102V100H176ZM181 102V101H180ZM182 102H184L182 100ZM189 102V101H188ZM210 102V101H209ZM223 102V101H222ZM234 102V101H233ZM241 102V101H240ZM261 102V101H260ZM2 104V102H0ZM152 103V102H151ZM150 103V104H151ZM159 103V102H157ZM173 105L175 104L174 102H172ZM185 103V102H184ZM187 103V102H186ZM226 103V102H225ZM228 103V102H227ZM232 103V102H230ZM235 103V102H234ZM24 104L26 106H24ZM56 104V103H55ZM149 104V103H148ZM147 104V106H148ZM149 104V105H150ZM169 103H167L168 105ZM6 105V104H5ZM164 105V104H163ZM166 105V106H167ZM183 105V104H182ZM185 105V104H184ZM188 105V104H187ZM194 105V104H193ZM45 106V105H44ZM59 106V105H57ZM154 106V104H153ZM186 106V105H185ZM5 107V106H3ZM137 107V106H136ZM161 107V105H160ZM44 108V107H43ZM141 108V107H140ZM143 108V107H142ZM170 108V107H169ZM193 108V107H192ZM134 109V110H133ZM180 110V109H179ZM206 110V109H205ZM41 111V110H40ZM43 111V110H42ZM161 111V110H160ZM169 111V110H168ZM206 112V111H205ZM179 114V113H177ZM175 114V115H177ZM39 115V114H38ZM158 116V115H157ZM174 116V115H173ZM178 116V115H177ZM212 116V115H211ZM223 116V115H222ZM40 117V116H38ZM114 117V118H113ZM141 117V118H139ZM170 117V116H169ZM179 117V116H178ZM162 118V117H161ZM38 119V118H37ZM36 119V120H37ZM40 119V118H39ZM164 119V118H163ZM181 119V118H180ZM186 119V117H185ZM214 119V118H213ZM212 119V120H213ZM227 119V118H226ZM144 120V119H143ZM152 121L154 119H151ZM156 120V119H155ZM39 121V120H37ZM35 121V124L36 122ZM142 121V120H141ZM145 121H148V120H145ZM181 121V120H180ZM40 122V121H39ZM140 124H139V123ZM155 122V121H153ZM206 122V121H205ZM214 122V121H213ZM218 122V121H217ZM12 123V122H11ZM43 123V122H42ZM166 123V122H165ZM164 123V124H165ZM181 123V122H180ZM179 123V124H180ZM192 123V122H191ZM29 124V123H28ZM33 124V123H32ZM38 124V122H37ZM40 126H41V122L39 123ZM151 124V123H150ZM10 125V124H9ZM144 125V124H143ZM220 125V124H219ZM43 126V125H42ZM41 126V127H42ZM186 126V125H185ZM195 126V125H194ZM156 127V125H155ZM160 127V126H159ZM169 127V126H168ZM183 127V125H182ZM197 127V126H196ZM44 128V127H43ZM200 128V127H199ZM197 128V129H199ZM218 128V127H217ZM187 129V128H186ZM170 130V129H169ZM177 130V129H176ZM183 130V128H182ZM190 130V129H189ZM179 131V130H178ZM188 131V130H187ZM191 131V130H190ZM189 132H186V136ZM184 132L181 133V135L183 134ZM43 134V133H42ZM45 134V133H44ZM41 135V134H40ZM67 135V134H66ZM109 135V134H108ZM181 135H178V136H174L176 140L179 139V137ZM189 135V134H188ZM192 135V134H191ZM34 136V135H32ZM123 136L125 138H123ZM183 136V135H182ZM193 136V135H192ZM191 136V137H192ZM159 137V136H158ZM163 137V135H162ZM165 137V136H164ZM185 137V136H184ZM196 137V136H195ZM43 138V137H42ZM188 139V137H186ZM190 138V136H189ZM194 138V137H192ZM157 139V138H155ZM154 139V142L157 141ZM163 139V138H162ZM182 137L180 138V141H185L184 140H181ZM105 140V139H104ZM167 140V139H166ZM191 140V138H190ZM207 140V139H206ZM126 141H131L129 144L126 142ZM162 141V140H161ZM165 141V140H164ZM168 141V140H167ZM214 141V140H213ZM218 141V140H217ZM119 142V143H120ZM145 142V143H146ZM160 142V138L158 140V143ZM189 142V140H188ZM140 143V142H139ZM137 143V144H139ZM144 143V144H145ZM150 143V148L153 150V149H156V145L158 144H151ZM164 143V142H163ZM40 144V143H39ZM42 144V143H41ZM136 144V145H137ZM147 144V143H146ZM117 145H120V144H117ZM148 145V144H147ZM165 146V149L166 147L168 146L167 143H164ZM162 145V146H164ZM13 146V145H12ZM37 146V145H36ZM171 146V144L169 145ZM8 147V146H7ZM16 147V148H17ZM34 147V145H33ZM39 147V146H38ZM141 147V146H140ZM148 147V146H147ZM156 147V148H154ZM173 147V145H172ZM171 147V148H172ZM11 148V146H10ZM9 148V149H10ZM143 148V146H142ZM149 148V147H148ZM169 148V147H167ZM177 148V147H176ZM8 149V148H7ZM8 149V150H9ZM39 149V148H38ZM51 149V148H50ZM132 149H134L132 147ZM145 149V148H144ZM12 150V149H11ZM10 150V151H11ZM31 150V149H30ZM36 150V149H35ZM151 150V151H152ZM157 150V149H156ZM164 150V149H163ZM203 150V149H202ZM7 154L4 155V157L6 158V160L4 159V170L3 172L1 171V167L0 166V180L1 179H4L6 177H8L12 170V167H11V159L13 160L14 158H11L10 156H13L8 154L7 150H5ZM9 151V152H10ZM20 151V150H19ZM29 151V149H28ZM28 151L26 152L27 153V156L25 155L24 158L28 157ZM40 151V150H39ZM51 151V150H50ZM95 151V150H94ZM135 151V150H134ZM137 151V150H136ZM175 151V150H174ZM197 151V150H196ZM200 151V150H199ZM16 152V151H15ZM126 153V155L128 154L126 151H124ZM159 152V151H158ZM167 152V151H166ZM173 152V151H171ZM183 152V151H182ZM17 153V152H16ZM22 153V151H21ZM138 153V152H137ZM143 153V152H142ZM20 154V152L18 153ZM139 154V153H138ZM141 154V153H140ZM161 154V153H160ZM179 154V153H178ZM177 154V155H178ZM10 155V156H9ZM22 155V154H21ZM32 155V154H31ZM132 155V154H131ZM17 156V155H16ZM20 156V155H19ZM17 157L16 158V161L18 158L20 157ZM81 156V157H80ZM152 156V155H151ZM157 156V155H156ZM168 156V155H167ZM189 156V155H188ZM3 157V156H2ZM23 157V156H21ZM30 157V156H29ZM28 157V158H29ZM128 157V156H127ZM129 157H132V156H129ZM11 158V159H10ZM57 158V157H56ZM57 158V159H58ZM148 158V157H147ZM155 158V157H154ZM158 158V157H157ZM176 157H174L173 159H175ZM193 158V157H192ZM199 158V157H198ZM211 158V157H210ZM56 159V160H57ZM58 159V160H59ZM27 160V159H25ZM36 160V159H35ZM55 160V161H56ZM147 160V159H146ZM15 161V159H14ZM20 161V160H19ZM23 161V159H22ZM30 161V160H29ZM54 161V160H53ZM121 161V160H120ZM149 161V160H148ZM194 161V160H193ZM27 163L28 160L26 161ZM26 162H24L25 164H27ZM151 162V161H149ZM166 162V161H165ZM164 162V163H165ZM3 163V162H0V164ZM24 163H22V169L25 168L26 166L23 165ZM43 163V162H42ZM41 163V164H42ZM63 163H65V165H67L68 167L65 169V172L62 170L64 168V165ZM158 163V162H157ZM156 163V164H157ZM12 164H15V169L13 170L16 171L17 169V166L19 168V164H18V161L15 163H12ZM53 164V162H52ZM79 164H81V168L79 167ZM121 164V165H122ZM129 164V165H128ZM153 164V163H152ZM169 164V163H168ZM28 165V164H27ZM33 165V164H32ZM45 165V164H44ZM25 166V167H24ZM31 166V164L29 165ZM39 167V165H37ZM43 166V164H42ZM128 166H130L131 168H128ZM155 166V165H154ZM164 166V165H163ZM170 166V165H169ZM180 166V165H179ZM188 166V165H187ZM28 167V166H27ZM44 167V166H43ZM41 168V167H40ZM39 168V169H40ZM78 168H80L78 170ZM153 168V166H152ZM155 168V167H154ZM158 168H159V165H158ZM180 168V167H179ZM178 168V169H179ZM21 169V167H20ZM20 169L19 172H20ZM26 169V168H25ZM23 169L22 172H24L25 175L26 174V170ZM92 169H95V175H96V172L97 173H100L103 177V180L106 179L105 183L104 181L102 182L101 181V184H98L99 180H101V177L100 178H95V176L93 177V173L91 172ZM163 169V168H162ZM170 169V168H169ZM45 170V169H44ZM29 171V170H27ZM2 172V173H1ZM45 172V171H44ZM149 172V170L147 171ZM146 172V173H147ZM12 173V172H11ZM15 173V172H14ZM42 173H43V170H42ZM17 174V173H16ZM132 174V175H134ZM136 174L134 176H136ZM141 175V173H139ZM137 174V175H139ZM151 174V173H150ZM43 175V174H41ZM14 176V175H13ZM133 176V177H134ZM142 176V175H141ZM173 176V175H172ZM97 177V175H96ZM129 177V176H128ZM132 177V176H131ZM137 177V176H136ZM233 177V176H231ZM15 178V177H14ZM41 178V177H40ZM44 178V176L42 177ZM123 178V177H122ZM130 178V177H129ZM140 178V177H139ZM18 179V178H17ZM39 179V178H38ZM98 182H96L97 180ZM142 179L143 180H147V177H143L142 176ZM149 179V178H148ZM212 179V178H211ZM217 179V178H216ZM8 180V179H7ZM41 180V179H40ZM38 181V182H41V181ZM142 180V181H143ZM20 181V180H19ZM18 182V181H17ZM21 182V181H20ZM36 182V184L38 183ZM96 182V183H95ZM232 182V181H231ZM15 183H16V180H15ZM19 183V182H18ZM23 183V182H22ZM22 183H19V184H22ZM100 183V182H99ZM98 184V185H96ZM11 186V185H10ZM15 186V185H14ZM21 186V185H20ZM18 185V187H20ZM142 186V185H141ZM231 186V185H230ZM45 187L47 188V191H44L45 190ZM17 188V187H16ZM124 188V187H123ZM19 190V189H18ZM110 190V189H108ZM146 190V189H144ZM33 191H30V193H32ZM34 192V194H35ZM132 192V191H131ZM136 192V191H135ZM140 192V191H138ZM137 192V193H138ZM38 193V194H39ZM52 193V192H51ZM50 193V194H51ZM78 193L80 194V198L76 199L75 197V194ZM142 193V192H141ZM140 193V194H141ZM34 194H31L34 195ZM49 194V195H50ZM77 194V195H78ZM129 194V193H128ZM132 194H135V193H132ZM145 194V193H144ZM124 196V195H123ZM132 196V195H131ZM140 196V195H139ZM141 196H145V195H141ZM36 199H38L39 196L36 195ZM122 197V196H121ZM34 198V197H33ZM32 198V199H33ZM54 198V199H53ZM117 198V197H116ZM134 198V197H133ZM30 200V199H29ZM35 200V199H34ZM33 200V201H34ZM51 200H53L54 202V205L56 207H54V210L56 211L57 210V213H54L53 210H48V206H49V203L51 202ZM126 200V199H125ZM260 200V199H259ZM259 200L257 203H259ZM28 201V200H27ZM59 202V206L57 204V202ZM29 202V201H28ZM118 202V201H117ZM122 202V201H121ZM261 202V201H260ZM127 203H129L127 201ZM35 204V201L34 203ZM32 204V205H33ZM143 204V203H142ZM239 204V203H237ZM264 204V203H263ZM261 204V206L263 205ZM129 205V204H128ZM134 205V204H133ZM35 207V206H34ZM117 207V206H116ZM124 207V206H123ZM122 207V208H123ZM130 207V206H129ZM151 207V206H150ZM253 207V205H252ZM263 207V206H262ZM262 207H260V205H254L253 208H256V211L255 210H249L248 213V216H250V221H252V223L249 225V228H247V233H244V229L242 227H239L240 225H238L239 223H237V219L235 220V218H230L228 219L227 218H222L221 220H219V218L217 217L218 213L220 212L219 209H216L213 211L212 213V218H214L215 220L213 221V219H209L208 223L209 224L207 226V230H205L206 232L210 233V236H219V238H217V242H221L222 244V249L223 250V255H224V258H225V263L228 262V264H242V258H246L248 257L250 254L253 255V258H254V263L255 264H264V246L262 247L261 243H262V238L264 236V215L262 213L261 210L264 211V208L262 209ZM138 208V207H137ZM129 209V208H128ZM234 209V208H233ZM261 209V210H260ZM121 210V209H120ZM143 210V209H142ZM237 210V209H236ZM235 210V211H236ZM39 211V210H37ZM119 211V210H118ZM123 212V211H122ZM138 212V211H136ZM135 212V213H136ZM238 212V211H236ZM241 212V211H240ZM38 213V212H37ZM119 215H120V212H118ZM29 214H30V211H29ZM144 214V212L142 213V215ZM146 214V213H145ZM227 214V213H226ZM230 214V213H229ZM246 215V214H245ZM254 215V216H253ZM220 216V215H219ZM229 216V215H228ZM247 216V215H246ZM245 216V217H246ZM27 217V215H26ZM26 217L24 219H26ZM7 219V218H6ZM247 219V217H246ZM17 220V218H16ZM65 220V222H64ZM244 220V219H242ZM248 220V219H247ZM40 221V220H39ZM122 221V220H121ZM216 221H219L218 224H216L217 222ZM240 221V220H239ZM246 221V220H245ZM1 222V221H0ZM12 222V221H10ZM9 222V224H10ZM21 222V221H20ZM24 222V221H23ZM26 222V221H25ZM126 222V221H125ZM2 223V222H1ZM0 223V224H1ZM39 225H38V224ZM128 223V222H127ZM3 224V223H2ZM15 224V223H14ZM120 224V223H118ZM117 224V226H119ZM124 224V223H122ZM11 225V224H10ZM25 225V224H24ZM33 225H38V228H39V231L40 233H42L41 237L38 233H36L34 230H32L30 232V229L33 227ZM238 225V226H237ZM2 226V225H1ZM12 226V225H11ZM16 226V224H15ZM34 226V227H35ZM123 226V225H122ZM126 226V225H125ZM128 226V225H127ZM4 227V226H3ZM10 227V226H9ZM2 228V227H1ZM118 228V227H117ZM129 228H131L129 226ZM128 229V228H127ZM9 229L7 228V231ZM17 230V231H16ZM47 230H51L52 231V234L50 233V236H47V237H43L42 239V236H43V233H45ZM107 230L108 233H105ZM125 230V229H124ZM130 230V229H129ZM199 230V233H202L203 232V229H197ZM6 232V228L4 230ZM35 232L37 235L39 236H36L35 234H32V232ZM38 231V230H37ZM9 233V232H8ZM49 233V232H48ZM47 233V234H48ZM124 233V232H123ZM2 234V233H1ZM0 234V235H1ZM5 235L7 233H4ZM23 234V235H21ZM125 234V233H124ZM3 235V236H5ZM201 235V234H200ZM245 235V236H244ZM2 236V235H1ZM72 236L74 237L75 236V240L74 239H71ZM132 236V235H131ZM136 236V235H135ZM6 237V236H5ZM58 237V239H57ZM122 237V236H121ZM79 238V241H77V239ZM129 238V237H128ZM134 238V237H133ZM74 240V241H72ZM79 244L81 243V245L79 246ZM119 241V240H118ZM117 241V242H118ZM132 241V240H131ZM140 241V240H139ZM131 243V242H130ZM118 244V243H117ZM124 244V243H123ZM132 244V243H131ZM78 245V247L76 246ZM264 245V244H263ZM134 246V245H133ZM197 246V245H196ZM201 246H199L197 250V256L198 258L200 259L202 256H201ZM5 247L6 248H11L9 249L11 252L9 253V256L8 255V251L5 250ZM117 247V246H116ZM119 247V246H118ZM198 247V246H197ZM196 247V248H197ZM262 247V248H261ZM129 248V247H128ZM261 248V249H260ZM206 249V248H205ZM214 249H212L213 251ZM215 250H218V248H215ZM215 250L212 252L215 253ZM111 251H114V250H111ZM110 251V252H111ZM116 251V250H115ZM114 251V252H115ZM204 251V250H203ZM219 251V250H218ZM96 252V253H95ZM105 252V253H104ZM62 253V254H61ZM113 253V252H112ZM80 254V255H79ZM115 254V253H114ZM211 254V255H212ZM217 254V252H216ZM58 255V256H56ZM91 254H89L90 256ZM210 255V256H211ZM215 254H213L214 256ZM219 255V254H217ZM67 257V258H64V257ZM82 256V258H86V256L84 257ZM109 256V255H108ZM122 256V255H121ZM124 256V255H123ZM94 257V258H96ZM110 258V257H109ZM115 258V257H114ZM197 258V259H198ZM215 258V256L213 257V259ZM66 259V260H64ZM70 259V258H69ZM100 259V258H99ZM132 259V258H131ZM195 259V258H194ZM203 259V258H202ZM200 259V260H202ZM217 259V257H216ZM71 260V259H70ZM73 260V258H72ZM76 260V259H75ZM83 260V259H80V261ZM90 260V258H89ZM114 260V259H113ZM111 259V261H113ZM118 260V259H117ZM124 260V259H123ZM199 260V261H200ZM215 260V259H214ZM244 260V259H243ZM69 261V260H68ZM77 261V260H76ZM79 261V263H80ZM91 261V264H94V262H92L93 260H90ZM103 261V259L101 260ZM110 261V260H109ZM119 261V260H118ZM126 261V260H125ZM82 262V261H81ZM87 261H85V264H89L88 262L86 263ZM98 262V261H97ZM115 263V260L113 261ZM122 262V261H121ZM202 262V261H201ZM67 263H70L67 262ZM103 263V262H102ZM101 263V264H102ZM110 262H108L109 264ZM126 263V262H125ZM125 263H121V264H125ZM128 263V262H127ZM99 264V262L97 263ZM104 264V263H103ZM112 264V263H111ZM139 264V263H138Z\"/></svg>", "mask_w": 264, "mask_h": 264}]
</instances>
